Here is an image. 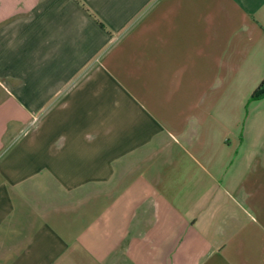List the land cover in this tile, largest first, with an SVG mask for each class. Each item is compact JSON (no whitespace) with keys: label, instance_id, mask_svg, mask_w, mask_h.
Segmentation results:
<instances>
[{"label":"crops","instance_id":"1","mask_svg":"<svg viewBox=\"0 0 264 264\" xmlns=\"http://www.w3.org/2000/svg\"><path fill=\"white\" fill-rule=\"evenodd\" d=\"M263 79L264 0H0V264H264Z\"/></svg>","mask_w":264,"mask_h":264},{"label":"rangeland","instance_id":"2","mask_svg":"<svg viewBox=\"0 0 264 264\" xmlns=\"http://www.w3.org/2000/svg\"><path fill=\"white\" fill-rule=\"evenodd\" d=\"M15 6H16V9H17V4H15ZM13 8V6L10 4V3H6V10L8 11V10H11ZM10 19H6L5 20V22H7V21H9ZM46 117H45V115H37V116H32L31 117V124L32 125H35V124H37V123H43L44 121H46V119H45ZM26 134V132H22V137L24 136ZM19 139V138H18ZM44 180V179H43ZM42 181V180H41ZM44 183H45V180L43 181ZM48 195H46V197H47ZM55 197V202H54V204L55 205H60L61 203V200H62V196H60V195H55L54 196ZM70 197H72V196H70ZM73 197H76V196H73ZM261 197V200H262V198H263V200H264V196H260ZM57 200H59L58 202H56ZM71 203H73V202H71ZM70 203V204H71ZM262 205H263V213H264V203H262ZM71 207H73L72 205H71ZM252 213V212H251ZM252 215H254L253 213H252ZM255 219H257V220H260L261 222H264V214L263 215H261V216H258V214H256L255 216Z\"/></svg>","mask_w":264,"mask_h":264},{"label":"trees","instance_id":"3","mask_svg":"<svg viewBox=\"0 0 264 264\" xmlns=\"http://www.w3.org/2000/svg\"><path fill=\"white\" fill-rule=\"evenodd\" d=\"M264 98V79L257 86V88L253 91L249 98V103L252 101L260 100Z\"/></svg>","mask_w":264,"mask_h":264}]
</instances>
